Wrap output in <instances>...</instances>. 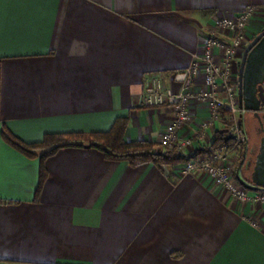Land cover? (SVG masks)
Masks as SVG:
<instances>
[{
    "label": "crops",
    "instance_id": "0c3cea01",
    "mask_svg": "<svg viewBox=\"0 0 264 264\" xmlns=\"http://www.w3.org/2000/svg\"><path fill=\"white\" fill-rule=\"evenodd\" d=\"M251 6L252 36L264 0H0V264H264V204L209 175L67 146L46 159L37 197L40 159L3 137L106 132L127 117V141L157 145L175 111L144 103L147 79L178 90L172 73L204 50L214 18ZM206 87L199 76L178 130L188 157L225 127L196 97Z\"/></svg>",
    "mask_w": 264,
    "mask_h": 264
},
{
    "label": "built area",
    "instance_id": "2783aa9c",
    "mask_svg": "<svg viewBox=\"0 0 264 264\" xmlns=\"http://www.w3.org/2000/svg\"><path fill=\"white\" fill-rule=\"evenodd\" d=\"M252 15H256V10L251 6L234 18H214L212 28L205 33L204 50L193 55V61L189 66L172 73V81L179 86L178 90L166 85L160 76L147 79L143 93L144 103L150 107L169 105L175 111V118L163 134L156 149L166 150L177 147L183 153L189 149L191 138L181 140L178 130L190 122L189 107L194 96V83L199 76L203 77L207 87L200 90L196 97L211 109L214 116H217L221 109H225L243 117V112L246 109L239 106V83L233 80L234 69L241 63L240 60L233 58L235 56L234 49L239 45V41H234L232 45L225 44L219 37L218 31L220 28L228 27L243 28L250 21ZM220 50L226 51L224 60L219 59ZM262 93L264 92L262 91ZM261 107L263 109L262 104ZM212 150L211 153L207 152L211 155L209 158L207 157V160L194 159V157L182 163L179 173L181 175L190 173L209 175L215 184L226 188L233 198L244 202L254 201L264 204V189L250 190L243 183L244 187L239 185L229 171V167L222 163L225 160V153L221 149ZM198 156L200 155L198 154Z\"/></svg>",
    "mask_w": 264,
    "mask_h": 264
},
{
    "label": "trees",
    "instance_id": "16d2710c",
    "mask_svg": "<svg viewBox=\"0 0 264 264\" xmlns=\"http://www.w3.org/2000/svg\"><path fill=\"white\" fill-rule=\"evenodd\" d=\"M224 111V110H223ZM222 111V112H223ZM240 117L239 123L233 125L226 121V126L223 130L216 132L211 143V147L219 149L223 143H231V146H236L240 151V160L238 166H241L245 157L250 156L252 147L248 143L247 133H245L244 124ZM129 120L127 117H118L111 129L106 132H91V133H48L45 134L42 141L36 143H27L8 130H4L3 137L7 143L11 144L23 155L30 158L40 159V178L39 185L36 189V196L40 194L44 182L48 177V172L45 167L46 159L57 153V151L67 146H90L101 149L107 158L112 160H125L128 163L137 165L143 162H154L159 166H175L189 161L194 157H188L177 147H172L166 150L156 149V144L148 140L127 141L125 132L128 127ZM207 151L203 150L202 152ZM245 166V164H244ZM242 168V167H241ZM245 181L249 179V170H246Z\"/></svg>",
    "mask_w": 264,
    "mask_h": 264
},
{
    "label": "rangeland",
    "instance_id": "374dc122",
    "mask_svg": "<svg viewBox=\"0 0 264 264\" xmlns=\"http://www.w3.org/2000/svg\"><path fill=\"white\" fill-rule=\"evenodd\" d=\"M263 9L261 10V12L263 11ZM258 16L252 15L250 18V21L243 28L239 27V29L238 28L232 29V28L228 27V28H220L219 29V31H218L219 37L221 38V40H223L225 42V44L232 45V43L234 41H239L238 42L239 45L234 49V51H235V53H234L235 56L233 57L234 59L241 61L240 57L243 54V52L245 51V49L247 48V46H249L248 44L253 40V38H255L258 34H260L261 31L264 29V14H261L260 16H262L261 18H263L262 19L263 20L262 21L263 26L261 28H263V29L262 30L260 29L259 31H257V33L253 34L252 36H254V37L251 36L252 33H250V31H249L250 24L253 21V19L258 17ZM226 17L234 18L231 16H226ZM226 17H223V18H226ZM215 18H217V17H215ZM214 20H213V22H214ZM218 55H219V59L224 60V58H226V51L220 50ZM237 70H238V66H236V68L234 69V72H235V74L233 76L234 82H238L239 74H236V72H238ZM262 91L264 92V86H260V90H259V95H260V98L262 99L261 104L263 106V109L260 110V116H261V119L263 120V123H264V93H262ZM215 117L216 118L223 117L224 126H226V121L228 122V124L233 123V125H237L239 123L240 114H235L232 111H227L225 109H221L218 112V115ZM241 119L243 121L242 123L244 124L245 133H247L249 145L251 147H253V146L256 147L260 143L262 136H264V131L259 130L260 128H262L261 120H259V118L256 115H254V113L252 111H248L247 109H246V111L243 112V117ZM263 128H264V126H263ZM209 147H211V144L209 145ZM219 149H221L225 153V160L222 163L229 167V171H231L232 176L235 179V181L239 185L243 186V184L240 182L239 177H238V170L240 171V176L243 179H245L246 171L244 170V168H245L244 164H246L248 161L247 155H246L245 160L243 161L242 165L238 166V163L240 160L239 148H237L236 146L234 147L233 145L231 146V143H229V142H227V143L225 142L219 147ZM219 149H215V148L211 147V148L207 149V151H204L202 154H199L200 156L197 157V155H196L194 159L200 158V159L207 160V157L209 158V156H211L209 154V153H211L210 152L211 150L214 151V150H219ZM208 151H209V153H207ZM181 165L182 164H180L179 166H181Z\"/></svg>",
    "mask_w": 264,
    "mask_h": 264
},
{
    "label": "water",
    "instance_id": "95a60500",
    "mask_svg": "<svg viewBox=\"0 0 264 264\" xmlns=\"http://www.w3.org/2000/svg\"><path fill=\"white\" fill-rule=\"evenodd\" d=\"M248 45L238 70L239 106L252 111L261 120L259 130L264 131L259 95L260 86H264V29ZM245 169L249 170V179L245 181L238 170L240 182L252 189H264V136L256 147H252Z\"/></svg>",
    "mask_w": 264,
    "mask_h": 264
}]
</instances>
